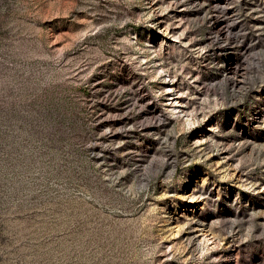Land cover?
Listing matches in <instances>:
<instances>
[{
  "label": "rangeland",
  "instance_id": "374dc122",
  "mask_svg": "<svg viewBox=\"0 0 264 264\" xmlns=\"http://www.w3.org/2000/svg\"><path fill=\"white\" fill-rule=\"evenodd\" d=\"M0 264H264V0H0Z\"/></svg>",
  "mask_w": 264,
  "mask_h": 264
}]
</instances>
